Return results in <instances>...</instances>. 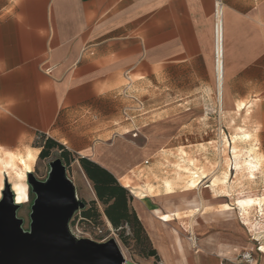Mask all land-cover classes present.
Instances as JSON below:
<instances>
[{"label":"crops","instance_id":"1","mask_svg":"<svg viewBox=\"0 0 264 264\" xmlns=\"http://www.w3.org/2000/svg\"><path fill=\"white\" fill-rule=\"evenodd\" d=\"M258 16L264 19V0H0V100L12 101L9 114L0 116V172L3 181L4 171L8 175L13 196L19 179L8 170L19 167L25 193L26 174L39 151L34 142L41 136L94 161L119 182L147 150L161 147L168 131L200 128L205 118L203 135L221 131L224 139L189 145L232 148L235 128L245 139L239 148L264 150V34ZM136 101L147 107L159 102L162 118L139 126L128 122L142 108H135ZM136 141L142 145L136 148ZM252 157L256 168L238 178L232 163L226 167L224 161L220 179L227 192L212 196L239 195L241 215L254 211V221H242L238 241L231 234L196 241L199 225L192 220L193 249L170 218L172 248L180 254L172 263L168 237L159 247L154 231L160 226L151 220L155 207L172 214L163 212L167 195L145 194L120 182L131 192L132 207L162 264H244L233 259L238 251H250L252 264H264V154ZM213 175L219 177L204 174L193 186L200 205L197 185L213 181ZM234 181L239 186L233 194ZM217 204L225 205L222 214L233 209ZM177 235L187 247H179Z\"/></svg>","mask_w":264,"mask_h":264},{"label":"rangeland","instance_id":"2","mask_svg":"<svg viewBox=\"0 0 264 264\" xmlns=\"http://www.w3.org/2000/svg\"><path fill=\"white\" fill-rule=\"evenodd\" d=\"M136 104L135 108H138V106H142V108L136 109L134 117L128 118V122L132 119L135 126L159 121L162 118L158 113L160 106L159 102L148 107L143 101L142 104L136 101ZM151 108H155V110L147 111V113L145 112L147 109ZM172 112L175 113L176 109H172ZM207 120V118L203 119L205 124L197 129L186 127L184 132H175L174 130L168 131L161 147H153L147 150L143 156H141L137 164L125 171V177L120 179L122 184H129L130 186L128 188L131 190L138 188L145 194L167 195L166 199L169 206L165 207L163 212H171L172 214H170L169 217L168 215L163 214L161 210L159 214V217L163 218L167 223L164 222V224H162L156 217H152L151 220L155 227L160 226L166 232L169 241L168 261H171V263L180 258V254L172 248V228L166 225L169 224L170 218L177 222L179 231L183 232L186 238H188L187 241L189 247L195 249L197 247L194 244L195 242H190L192 237L190 238L191 235L187 228L190 221L193 220L199 225V229L197 230L198 236L195 238L196 241L213 234H231L232 237L238 241L242 221H254V217L258 214L254 211H249L248 213L243 212L241 215L240 206L237 204L239 195L220 199L214 198L212 195L214 193L227 192L223 189L224 182L220 179L223 178L224 169H226L225 166H223L224 161L226 162V167L229 162L232 163L233 173L234 175L236 173V178H238L241 172L243 173L247 170L244 161L249 158L248 156L262 158L264 150L261 148H239L238 145L245 141V139L242 141L244 135L238 133L235 128H233V132L231 133V140L234 141L232 148L217 147L219 146V143H216V147L211 148L205 147L207 145H189L194 140L224 139V134L221 133V131L216 133L215 137L209 134L203 135L201 130L207 128L205 126ZM122 130H125V128ZM197 130H200V132ZM127 135L130 136V133ZM152 137L157 141L161 140L160 133L152 134ZM44 143V137H38L34 142V145L39 151L36 155L30 174L35 180L42 183H48L51 177L52 166L58 163L63 168L65 180L72 185L76 199L83 203V207L75 210L69 220V229L72 231L73 235L79 239L88 238L97 243H106L110 240L115 241L125 258L124 264H162L163 259L158 253V250L148 232L144 228L143 231L132 230L129 225H123L121 228L115 229L110 222L107 221V218L103 214V206L97 200L90 181L84 176L82 172L83 170L78 163L77 156L74 155L73 160L67 164L61 157V151L58 148H53L50 150L48 156L39 158L38 155ZM140 145H142V143L136 141V148ZM182 145L186 146L182 147ZM123 151L124 149H121L119 150V153H122ZM20 156V154L14 156L16 164H18V158ZM129 156L130 161H132L133 157L131 155ZM246 157L248 158L246 159ZM230 159L231 161H229ZM145 160H148V163L145 164ZM235 161L241 166H239L238 169L235 167ZM134 162L135 161H133V163ZM127 164L129 165V162H127ZM112 166L118 171L117 166L120 165L115 163V165ZM215 167L216 169L213 171ZM0 171H3L1 163ZM211 172L219 174V177L214 179L215 175H213V181L211 180V182H208L204 179L197 185V187H201L200 191L203 197V203L199 205V209L197 210L196 207H192L189 202H186L192 198L198 199L197 197H194L195 194L193 192H195V188L189 186L190 182L196 181L202 175L210 174ZM8 174L18 178L12 168L8 170ZM195 174H197L196 178L194 177ZM22 178L23 177L18 179L20 180ZM117 181L119 182L118 179ZM120 182L119 184H121ZM26 183L28 190L25 192V200L15 208L14 216L18 221L21 231L25 234H31L34 206H36L39 196L34 191L32 185L29 184L28 173L26 174ZM206 183L211 185L204 187ZM0 184L3 186L2 191L5 189L6 185L8 186L9 192L14 199L13 192L11 191V182L5 171L4 181L3 178H1L0 172ZM238 186V181L232 182L233 194L238 192ZM128 188L126 189L131 195V198H133ZM2 191L0 194V201L3 198ZM91 200H95L97 210L100 214V218H98L96 223H89L80 219L81 210L83 208H88ZM217 203H228L233 209L222 214L220 213V210L225 207V205ZM130 205L132 207V200ZM152 206L153 204L149 205V208ZM251 225L252 223H249V226ZM184 242L185 239L183 240V246L187 247V244ZM242 252L243 251H238L233 259H236L237 262H241L239 257Z\"/></svg>","mask_w":264,"mask_h":264},{"label":"water","instance_id":"3","mask_svg":"<svg viewBox=\"0 0 264 264\" xmlns=\"http://www.w3.org/2000/svg\"><path fill=\"white\" fill-rule=\"evenodd\" d=\"M28 175L29 184L39 196L32 233L25 234L19 228L14 216L18 205L13 204L6 185L0 201V264H124L115 241L97 243L70 234L69 220L83 203L76 199L58 163L52 166L48 183Z\"/></svg>","mask_w":264,"mask_h":264},{"label":"trees","instance_id":"4","mask_svg":"<svg viewBox=\"0 0 264 264\" xmlns=\"http://www.w3.org/2000/svg\"><path fill=\"white\" fill-rule=\"evenodd\" d=\"M44 138L45 143L39 152V158L48 156L51 149L58 148L61 151V157L67 164L73 160V154L64 146L51 138ZM77 159L83 173L93 187L97 200L103 206V214L113 228L118 229L123 225H129L132 230L143 231V226L130 205L132 198L128 190L119 184L111 172L99 164L86 157H77ZM98 218H100V214L95 200H91L89 207L81 210L80 219L89 223H96Z\"/></svg>","mask_w":264,"mask_h":264},{"label":"bare ground","instance_id":"5","mask_svg":"<svg viewBox=\"0 0 264 264\" xmlns=\"http://www.w3.org/2000/svg\"><path fill=\"white\" fill-rule=\"evenodd\" d=\"M217 36H219V35H217ZM218 40V39H217ZM220 55V54H219ZM219 65V64H218ZM220 70V69H219ZM218 71V70H217ZM219 76V75H218ZM220 81V80H219ZM219 89V88H218ZM221 96V95H220ZM220 152V151H219ZM243 153V152H242ZM11 157V156H10ZM249 158L247 159V160H245L244 162H245V166H246V169H248L250 172L254 169V168H256V164L254 163V161H253V158L251 157V156H248ZM26 160V159H25ZM238 160V159H237ZM31 161V160H30ZM243 161V160H242ZM21 163H22V165L23 166H25L27 169H28V171L29 170H31V166H30V164L29 163H25L24 161H23V159H21V161H20ZM236 162V161H235ZM243 165V166H244ZM239 163L238 162H236L235 163V167H236V169H238L239 168ZM241 167V166H240ZM12 169H13V171H14V173H15V175L18 177V178H21L22 177V173H21V171H20V169H19V167L17 166V165H13L12 166ZM247 170V171H248ZM254 171V170H253ZM198 182V181H197ZM195 184H196V181H191L190 182V185L189 186H195ZM187 187H188V185H187ZM199 187V186H198ZM14 190H15V197H14V201H13V204H15V205H20V204H22L23 203V201L25 200V193H24V191H23V189H22V186H21V184H20V182H16V183H14ZM251 192V191H250ZM240 193V192H239ZM195 197H197L198 199H195V200H191V204L193 205V207H196V208H199V205H200V201H201V197H200V195L198 194V192H197V190L195 191ZM231 198V197H230ZM253 199V198H252ZM252 199H248V202H251L252 203ZM247 201V200H246ZM15 202V203H14ZM238 203H240L239 201H238ZM243 203V202H242ZM250 203V204H251ZM255 203V202H254ZM244 205V204H243ZM239 206V205H238ZM153 215L155 216V217H157L163 224H164V222H166L165 220H163V218H161V217H159V214H160V208L159 207H155L154 209H153ZM260 216V215H259ZM261 217V216H260ZM108 221V220H107ZM167 223V222H166ZM183 228V227H182ZM188 228V231L190 232V234H191V232L193 231V221H190L189 222V226L187 227ZM192 235V234H191ZM154 236H155V238H156V240H157V243H158V246L159 247H161V248H163L164 247V245H163V240H164V238H165V236H166V232L164 231V229H162V228H157V230H155L154 231ZM154 238V239H155ZM176 240H177V242H178V244H179V247L181 248V247H183V237L182 236H180V235H177V237H176ZM191 241H193L194 242V239L192 238L191 239Z\"/></svg>","mask_w":264,"mask_h":264},{"label":"clouds","instance_id":"6","mask_svg":"<svg viewBox=\"0 0 264 264\" xmlns=\"http://www.w3.org/2000/svg\"><path fill=\"white\" fill-rule=\"evenodd\" d=\"M256 23L261 28L262 34H264V19L260 18L259 16L256 18ZM3 71V66L0 65V72ZM12 101H5L0 100V116L9 114V105Z\"/></svg>","mask_w":264,"mask_h":264},{"label":"built area","instance_id":"7","mask_svg":"<svg viewBox=\"0 0 264 264\" xmlns=\"http://www.w3.org/2000/svg\"><path fill=\"white\" fill-rule=\"evenodd\" d=\"M70 234L75 237L72 233V231L69 229ZM76 239H79L78 237H75ZM239 260L244 264H252L253 263V256L250 251H243L240 254Z\"/></svg>","mask_w":264,"mask_h":264}]
</instances>
